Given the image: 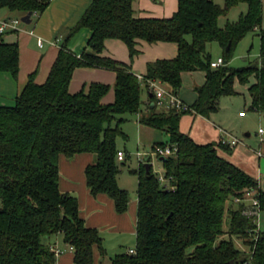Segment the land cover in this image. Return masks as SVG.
<instances>
[{"label": "trees", "instance_id": "obj_1", "mask_svg": "<svg viewBox=\"0 0 264 264\" xmlns=\"http://www.w3.org/2000/svg\"><path fill=\"white\" fill-rule=\"evenodd\" d=\"M52 1L0 0V13L7 10L24 17L32 12L38 18ZM133 2L93 0L61 41L47 81L37 84L34 72L15 106H0V264H57L58 250L50 243L57 236L72 248L75 264H96V249L103 262L108 253L100 232L86 225L78 199L60 190V159L94 155L95 163L85 170L88 189L94 197L111 198L118 214L126 213L131 197L119 186L125 162H118L117 139L127 137L121 125L136 116L141 125L169 136L167 143L154 148L176 147L177 153L161 162L165 185L152 164L148 174L142 162L134 171L135 253L121 252L111 264H264V231L250 202L258 200L259 212L264 211L258 180L221 154L228 146L200 145L180 130L184 115L217 113L221 98L238 94L237 82L249 85L250 110L264 115L263 0H225L224 6L213 0H178V11L167 19L136 18ZM241 3L247 4L246 14L220 27V18ZM83 29L91 38L79 55L69 43ZM255 31L260 37L259 63L232 68L237 45ZM4 36L0 34V72L17 79L19 45L5 43ZM107 40L125 43L131 62L139 54V41L176 44L178 55L148 63L141 80L131 64L103 56ZM211 43L223 50L224 65L219 68L211 66ZM78 69L114 72V102L102 103L112 89L103 83L72 94L69 88ZM193 72L206 74L205 83L195 89L196 102L187 111L159 109L149 81H159L178 94L182 75ZM145 92L150 103L143 110Z\"/></svg>", "mask_w": 264, "mask_h": 264}, {"label": "crops", "instance_id": "obj_2", "mask_svg": "<svg viewBox=\"0 0 264 264\" xmlns=\"http://www.w3.org/2000/svg\"><path fill=\"white\" fill-rule=\"evenodd\" d=\"M213 1L221 6V3ZM92 2L93 0H53L42 15L38 18L34 17L35 15L32 17V24L21 25L17 32L8 31L5 34V43L19 45L20 71L17 79H14L8 73L0 72V106H15L17 97L26 86L29 76L34 72H37V84L41 85L47 81L51 68L58 57L61 41L64 40L68 31L78 24ZM133 10L136 18L167 19L173 17L178 11V0H134ZM18 18L22 19L23 17L7 10L0 13V21ZM90 38L91 32L88 29H83L72 38L69 48L80 55L87 47ZM39 40L43 41V47L39 46ZM105 46L104 57L131 64L132 70L137 76L146 75L148 63L163 59H173L178 55V46L176 44L163 42L149 44L139 41L137 45L139 54L131 62L129 50L122 41L107 40ZM218 59H221V57ZM245 61L247 62V60ZM182 79L183 87L178 92V95L183 102L191 106L198 98L195 89L205 83L206 74L204 72L184 73ZM115 82L116 74L112 71L78 69L73 76L69 89L72 94H76L91 83L108 84L112 89L102 100L103 104L108 105L115 100L113 89ZM187 82L189 87L186 86ZM237 84L238 82L235 84V88ZM246 87L249 88L248 85ZM236 91L239 94L237 88ZM145 93L142 96L144 102L143 110L150 103V94L148 92ZM249 103L251 105V98ZM227 104L228 112L225 115L220 113L223 110L222 105L223 107L225 106L222 98L220 99L219 111L209 117L193 114L184 115L181 118L180 130L200 145L220 143L222 139H237L239 141L238 145L235 147L228 146L229 149L221 150V154L257 179L261 190L264 192V142L260 140L258 135L259 129H264V115L258 112L253 113L257 117H252V120L255 121L257 118L259 128H257L258 130L255 129L258 139H254V143L251 144L249 141L245 142L239 139L237 135L238 129L252 131L249 128V122L247 123L246 121V126L241 123V120L247 118L248 115L238 112V105L236 106V101L233 99H229ZM134 118L136 119V132L138 133L140 146L149 149L151 152L158 143L168 142L169 136L166 133L141 125L138 116ZM245 136L246 138H252L250 132ZM123 152L127 153L125 150ZM260 153L261 156H259ZM95 161V156L92 154H81L71 159L61 157L59 164L60 190L78 199L81 217L89 228L97 229L100 232L107 252L108 249L105 246L110 240L116 242L115 248L122 249L124 245H131L127 250L135 248L138 222L137 191L135 198H130L128 210L124 214L117 213L114 201L107 195L94 197L87 187L85 170L88 166L94 164ZM263 214L264 211L260 212L258 217V225L261 231H264ZM125 242H128V244H124ZM50 243L56 250L60 251L57 257V264H75L74 252L64 243L63 236L51 238ZM95 260L96 264L105 263L101 261L100 252L97 249L95 251Z\"/></svg>", "mask_w": 264, "mask_h": 264}, {"label": "rangeland", "instance_id": "obj_3", "mask_svg": "<svg viewBox=\"0 0 264 264\" xmlns=\"http://www.w3.org/2000/svg\"><path fill=\"white\" fill-rule=\"evenodd\" d=\"M218 3H221V6H224L225 0H215ZM247 4L241 3L238 6L232 8L230 12L227 14V16H223L219 20V26L224 27L228 22L234 23L239 20L241 15L246 14L247 12ZM23 26L24 23L22 24ZM262 28H264V7H263V24ZM259 31L250 33L246 38H244L236 47L233 58L230 62V66L232 68H242L246 67L249 64L256 65L259 63V57H260V37L258 36ZM208 53L210 54L212 61H217L219 57L223 58V50L219 46L218 43H211L208 45ZM247 60V62L245 61ZM186 86L189 87L188 82L186 83ZM249 86V85H248ZM237 90L239 91V94H237L234 97H225L222 98V100L225 102V106L221 110V115H225V113L228 112V102L229 99H233L236 101V106L238 105V112H243L244 114L248 115L247 118L242 119L241 123H244L246 126L249 122V128H251L252 131H243V129H238V137L239 139L244 140L245 142L254 143V139H258L256 130H258V122L257 118L252 120V117H257L256 114H253L254 111L250 110V96L248 93V88L246 86L240 85L239 83L236 86ZM146 95V93H145ZM144 95V97H145ZM225 108V109H224ZM240 122V121H239ZM239 126V125H238ZM122 131L126 134L127 137L119 136L117 139V146L119 150H125L127 153L130 154V157L126 159L125 165L121 166V173L119 175V186L121 189H125L130 193L131 199L135 198L137 186H138V175L134 173V171H137L140 167V161L141 158L138 157V153L141 154H147L150 153L149 149L144 148L143 146H140L138 143L139 137L138 133L136 132L137 126H136V119L133 117H130L121 125ZM250 132L252 134V138H246V134ZM167 143V142H166ZM139 149V150H138ZM139 151V152H138ZM260 156V155H259ZM123 163V162H122ZM152 169L154 174H156L158 177L164 175V169L163 165L160 162L159 159L156 157L152 158ZM251 202V201H250ZM264 215V214H263ZM236 243L238 247H241L240 241L236 240ZM124 244H128V242H125ZM131 246V245H129ZM128 245H124V248H115L116 242L115 241H108L107 247L108 249V256L103 260L105 262L104 264H111L110 258L115 257L117 254L127 251ZM126 248V249H125ZM131 248V247H130Z\"/></svg>", "mask_w": 264, "mask_h": 264}, {"label": "built area", "instance_id": "obj_4", "mask_svg": "<svg viewBox=\"0 0 264 264\" xmlns=\"http://www.w3.org/2000/svg\"><path fill=\"white\" fill-rule=\"evenodd\" d=\"M23 24L22 19H12V20H2L0 21V34H6L8 31H14L17 32L20 29V26ZM38 44L40 47L44 46V43L42 40L38 41ZM222 65H224L223 59H218L217 61H213L211 63V66L213 68H219ZM139 78L142 80L143 77L139 76ZM149 90L153 92L155 99H156V106L163 110V111H187L189 109V105H187L185 102L181 100L178 94L173 93L168 87L163 85L159 81H149ZM258 135L260 137V140L264 142V129L261 128L258 131ZM223 145L229 146V147H235L238 145L239 141L237 139H222L220 141ZM177 153L176 147L166 146L165 148L157 147L153 151L147 154H141L138 153V157L141 158L140 161L142 163H145V157L148 155L149 158L152 161L153 157H156L157 159L160 158H167L171 156H175ZM261 156V153L259 154ZM129 157V154L120 151L118 153V162L122 163L126 161V159ZM160 182L165 185L167 183V179L165 176L159 177ZM248 196L251 197V193H248ZM236 202H239L238 199L235 200ZM251 206L255 207L254 213L259 216V203L256 199H251ZM72 250V248H71ZM131 254L135 253L134 249L130 250ZM60 254V251H58V255Z\"/></svg>", "mask_w": 264, "mask_h": 264}, {"label": "water", "instance_id": "obj_5", "mask_svg": "<svg viewBox=\"0 0 264 264\" xmlns=\"http://www.w3.org/2000/svg\"><path fill=\"white\" fill-rule=\"evenodd\" d=\"M32 17H33V13L32 12H30V13H28L26 16H24L23 18H22V22L24 23V24H26V25H30V24H32ZM155 106V104H153L152 105V108ZM150 158H149V156L147 155L146 157H145V161H148ZM160 160V162H162L163 160H164V158H160L159 159ZM145 168H146V173L148 174L149 172H150V168H151V163H149V162H145Z\"/></svg>", "mask_w": 264, "mask_h": 264}]
</instances>
